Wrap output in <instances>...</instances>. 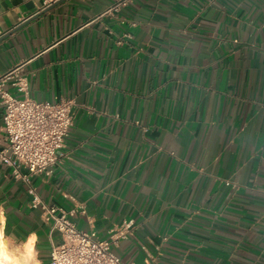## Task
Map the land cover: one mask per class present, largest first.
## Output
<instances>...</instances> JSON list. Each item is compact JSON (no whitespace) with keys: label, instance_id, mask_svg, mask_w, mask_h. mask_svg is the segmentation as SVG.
I'll list each match as a JSON object with an SVG mask.
<instances>
[{"label":"crops","instance_id":"crops-1","mask_svg":"<svg viewBox=\"0 0 264 264\" xmlns=\"http://www.w3.org/2000/svg\"><path fill=\"white\" fill-rule=\"evenodd\" d=\"M118 1L0 0V90L75 105L52 169L0 162L6 233L48 264L44 204L123 264H264V0Z\"/></svg>","mask_w":264,"mask_h":264},{"label":"built area","instance_id":"built-area-1","mask_svg":"<svg viewBox=\"0 0 264 264\" xmlns=\"http://www.w3.org/2000/svg\"><path fill=\"white\" fill-rule=\"evenodd\" d=\"M42 1L49 6L59 0ZM128 2L119 0L112 9L118 10ZM0 104L5 143L0 150V162L11 167L15 177L25 181L20 169L35 175L46 173L57 165L73 126L74 102L17 99L0 90ZM40 207L50 233H57L59 238L57 243H50L48 264H123L113 251V236L100 239L92 231L77 229L68 219L72 212L44 204ZM145 264H156L155 257L148 255Z\"/></svg>","mask_w":264,"mask_h":264},{"label":"clouds","instance_id":"clouds-1","mask_svg":"<svg viewBox=\"0 0 264 264\" xmlns=\"http://www.w3.org/2000/svg\"><path fill=\"white\" fill-rule=\"evenodd\" d=\"M7 218L5 208L0 205V264H40L37 244L40 237L30 232L22 240L12 243L14 237L6 233Z\"/></svg>","mask_w":264,"mask_h":264},{"label":"water","instance_id":"water-1","mask_svg":"<svg viewBox=\"0 0 264 264\" xmlns=\"http://www.w3.org/2000/svg\"><path fill=\"white\" fill-rule=\"evenodd\" d=\"M61 0H59V1H57V2H55L54 4H56V3H58V2H60ZM2 40V39H1Z\"/></svg>","mask_w":264,"mask_h":264}]
</instances>
